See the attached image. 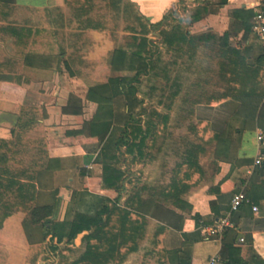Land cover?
<instances>
[{
    "label": "crops",
    "instance_id": "obj_1",
    "mask_svg": "<svg viewBox=\"0 0 264 264\" xmlns=\"http://www.w3.org/2000/svg\"><path fill=\"white\" fill-rule=\"evenodd\" d=\"M10 2L0 6L3 27L0 60L2 63L5 59L14 60L17 55L23 61L11 71L13 75L22 76L19 84L0 80L1 174L17 172L21 175L19 183L36 185L38 189L35 178L41 172L50 173L52 176L40 182L45 190L49 189V197L59 190L61 202L55 219L61 222L67 217L68 207L75 204L74 193L82 194L80 209L84 210L94 202L90 194L111 202L120 197L119 205L123 206L134 191L144 204L141 211L145 224L135 240L136 250L122 264H187L189 261L206 264L222 250L221 238H208L209 228L229 213L233 197L243 191L250 204L231 217L238 234L237 247L246 261L254 254L264 259V164L256 165V160L264 159V68H258L257 72L255 88L260 95L247 96L238 92L248 87L234 86L230 68L223 74L220 66L227 61L223 52L231 56L234 48L242 52L247 64L263 55L264 42L255 31L251 35L243 31L237 36L227 35L234 24L232 13L246 9L257 16L264 12V0H227L224 6H221L222 0H185L183 3L180 0H129L150 24L165 26L176 15L185 14L181 19L191 36L215 39L196 45L192 57L195 66L191 69L181 66V59L186 56L177 59L179 69L174 75L169 67L171 77L180 78L181 93L175 101H170V85L166 84L167 101L163 107L167 110H163V116H168L167 124L155 141L150 144L151 139L148 140L150 146L143 162L134 163L133 157L125 154V148L118 154L117 166L126 173L121 191L104 187L102 166L95 163L100 145L94 146L91 144L94 139L80 136L83 123L94 119L98 106L86 102L85 94L80 96L83 103L88 104L84 114L63 113L69 93L75 92L72 89L76 87H71L66 80L65 84L60 81L74 75L78 78L74 82L77 84L82 81L77 76L102 74L100 68H107V63H103L106 56L100 58L99 53L108 50V55L113 54L111 60L115 56V43L103 20L92 18V12L103 7L100 0H90L83 7L70 6L65 0ZM198 12L202 18L194 21ZM26 15L30 18H25ZM42 18L49 22L44 28L41 27ZM7 27H16L19 36L5 32ZM13 41L17 46L11 50ZM29 55L47 58L50 62L46 66L39 65V61L33 67L26 66L24 59ZM208 60L214 63L209 68ZM24 74L48 75L51 82L47 87L52 86L60 94L54 92L44 99L46 89H41L34 78L23 77ZM233 90L237 93H232ZM224 94V99L218 101ZM39 97L43 101L35 100ZM173 110L178 111L176 116ZM148 119L156 122L149 116L143 120ZM205 123L214 124L218 130L210 128L204 137L191 131V124ZM189 126L190 131L187 130ZM70 131H73L72 136ZM26 156L30 158L26 160ZM90 156L94 159L89 164L86 158ZM127 156L130 157L126 159ZM189 156L194 162V173L188 181L181 182L177 171ZM176 182L180 187L169 193ZM188 186L190 188L186 189ZM38 192L37 203L44 205L40 204V189ZM252 205L257 206L258 213L253 212ZM74 217L75 214L68 216L69 220ZM26 218L27 213L18 210L4 221L0 230V264H35L36 259L29 257L42 244L29 243L24 227ZM29 233L34 237L38 235L33 227L29 228ZM89 234L83 233L71 245L55 244L54 247L65 246L71 250L66 257L72 260L86 251L83 238ZM249 236L253 240L251 249L240 244L241 238ZM43 244L51 246L49 240Z\"/></svg>",
    "mask_w": 264,
    "mask_h": 264
},
{
    "label": "trees",
    "instance_id": "obj_2",
    "mask_svg": "<svg viewBox=\"0 0 264 264\" xmlns=\"http://www.w3.org/2000/svg\"><path fill=\"white\" fill-rule=\"evenodd\" d=\"M10 1L0 0V6L11 3ZM89 1L65 0V3L70 6L83 7ZM184 1L180 0L181 3ZM226 3L227 0H222L221 6L226 5ZM128 7L130 10L136 9L130 3ZM1 14L2 9L0 7ZM133 15H135L134 21L139 25L140 31L129 30L130 36L126 37L124 47L133 48V50L127 57V61L123 66L112 67L116 63H120L122 55L127 54L120 48L111 61L112 77L107 83L90 88L86 97L88 102L99 107V112H97L92 122L95 123L92 126L94 129L92 133H95L94 135L99 138L100 145L95 163L102 166L104 187L114 191L122 190L121 184L126 177V173L117 166L120 159L118 154L125 148V153L133 157L134 163L143 162L150 144L158 138L167 124L168 116H163L157 111L148 114V111L143 108L144 100L140 98V88L143 79L155 78L164 80L170 85L168 99L172 102L175 101L181 93L182 84L179 76L171 77L169 67L171 65L177 66V59L186 55L189 57V62L193 61V51L196 45L202 41L215 39V37L211 36L193 37L180 24L174 26L171 30L163 29L162 23L154 25L149 23V26L140 14L133 13ZM255 17L254 12L246 9L232 13L234 24L230 26L227 37L229 35L237 36L242 31L245 35H251L254 31L253 20ZM201 18V13L198 12L193 17V20L198 21ZM4 31L11 33V35L19 36L17 28L7 27ZM151 31H159L160 44L167 55L174 57L175 61H172L171 65L161 66L163 65L162 54H156L148 40ZM262 50L263 55L255 62H250V64H247L242 52L235 48L232 50L231 56H227L226 51L223 52V58L227 59V61H223L220 64L222 73L225 74L226 69L230 68L231 73H233L232 82L234 86L243 85V87H248V89L244 88L245 91L242 90L238 93L247 96L260 95L255 86H257L258 68H264V47ZM24 62L26 66L33 67L34 63L46 66L50 61L47 58L29 55L26 56ZM17 65L18 62L14 60L0 62V80L19 84L22 76L11 74L12 68ZM241 76H243V79H241ZM262 83L264 84V81ZM232 93H237V91L233 90ZM225 95L218 97L217 100H223ZM35 100L37 102L43 101L42 97ZM103 107H110V109L108 112H104ZM168 108L169 110L172 109V107ZM69 109L67 106L63 109V113L73 116L81 115L80 109ZM148 115L151 119H156V122L149 121V119L144 122V117ZM210 128L213 131L218 130L214 124L210 126L205 123L198 126L193 125L191 131L199 137L203 136ZM107 134L110 135L107 136ZM149 139L151 140L148 145ZM216 139H219V137ZM191 159L192 157L189 156L180 170L177 171L178 179L181 182L184 180L188 181L193 176L194 162ZM20 176L17 172L6 171L3 174L0 172V230L7 217L18 210H22L27 213L24 227L27 239L31 245L43 244L49 240L51 249L57 251L58 248L54 247L55 244L71 245L83 233H90L83 238L84 243L87 244L86 251L83 254L70 260L66 257V254H71V250L64 249V251H61L63 260L58 264H110L112 262L122 264L127 256L136 250L135 240L140 236V232L143 231L145 219L142 215L144 213L141 211L144 204L134 191L123 206L119 205L120 197L114 202L105 198H95L94 202L89 204L84 210L80 209L83 201L82 194L74 193L73 203L75 204L74 206L71 204L68 207L67 217L61 222L55 219L61 202V199L58 198L59 190L52 193V201L49 203L44 205L37 203L38 189L43 188L40 181L44 177L52 175L48 172L38 174L37 178H35L38 183V189L36 185L19 183L18 178ZM179 187L176 182L174 186L169 188V193L178 190ZM189 188V186L186 187V189ZM109 203H112V205L110 206ZM70 214H75L72 220L68 218ZM103 217H105V220ZM200 223L201 219H199ZM30 227H33L38 232L37 236L34 237L29 233ZM185 238L188 239L187 236ZM244 240V245L251 249L253 246L252 236L245 237ZM237 242L238 234L236 229H226L221 236L222 250L220 257L223 264H264V259L256 254L251 257L250 261L242 259V250L237 247ZM187 264H191V261Z\"/></svg>",
    "mask_w": 264,
    "mask_h": 264
},
{
    "label": "rangeland",
    "instance_id": "obj_3",
    "mask_svg": "<svg viewBox=\"0 0 264 264\" xmlns=\"http://www.w3.org/2000/svg\"><path fill=\"white\" fill-rule=\"evenodd\" d=\"M99 3H101V6H103V7H101L98 11H93L92 12V18L95 19L96 17H99L100 19L103 20V23L105 24V29L108 30V33L112 36V39L114 40L115 49H116L115 53H118L120 48H122V50H124L127 53V54L122 55V57L120 59L121 60L120 63H116L112 67L123 66L125 64V62L127 61V57L130 55V52L133 50V48L130 49V48L124 47L125 43H126V37L130 36L129 30L135 29V30H137V32L140 31L139 25L137 24V22L134 21L135 15H133V13H136V14H140V13H139V11H137V9L130 10L129 7L127 8L128 4H129V0H100ZM184 15L185 14H180L179 16L176 15L175 17L172 18L170 23H166L165 26H163L162 28L167 29V30H171L174 26H177L180 24L181 26H183L185 29L188 30L187 25L183 24L184 19H181V16H184ZM24 17L30 18L29 15H26ZM42 19L44 22L41 21V27L44 28L46 25L49 24V22H46L44 20V18H42ZM146 23L149 25V22L146 21ZM1 29H2V26L0 25V36H1ZM148 40L150 41V46H152L154 48L153 50L156 52V54H159V53L162 54L163 65H161V66L164 67L167 65H171L172 60H174V57L169 58L167 56V54L164 55L165 54L164 48L160 44L159 31L158 32H152L151 31V34L148 36ZM1 43L2 42L0 40V47H1ZM13 46H17V43H15L14 41H13V43L12 42L10 43L11 50H13L12 49ZM25 49L28 50L29 48L27 47ZM112 55H113L112 53L108 55V50L105 51L104 53H101V52L99 53L100 58L102 56H106L103 63H105V64L107 63V68H105V69L100 68V71L102 74H99V75L87 74V75H83V76H77V77H80L82 80L81 82H79L77 84L74 82H75V80H78V78H74V77H76L74 75H71L68 77L65 76L67 78L66 79L63 78L62 81H60V82H63L65 84L66 83L65 80H66L67 84L70 85V83H71V87L72 86L76 87V88L72 89V90H75V92L70 91V93H69V96L67 99L68 108H70L71 110H73L72 108L78 109V110L80 109L81 113L85 109L88 110V104L86 103L88 101H87L86 97H87V93H88L89 89L96 86V85H100V83L107 82L109 80V78L112 77V75H113V72L111 70L112 69V67H111V61H112L111 56ZM188 60H189L188 55H186V58L181 59V63H182L181 66L184 68H187V69L188 68L191 69L195 65L193 64V61L189 62ZM1 61L2 60H0V62ZM4 61H6V59ZM14 61L20 62V61H23V59L17 58V55H16ZM206 62H207L208 68L210 66L214 65L213 61H212V64L210 63V60H208ZM170 67L172 68V71H173L172 74L173 75L179 69L178 66L171 65ZM23 77L34 78V80L37 81V83H39L41 85V89H43V88L46 89V91L44 90V92H45L44 99L47 98V96H49L50 94H52V93L54 94V92L55 93L57 92L58 95L60 94V91L59 90L57 91L56 89L54 90L52 88V86L47 87L48 82H51V77H49L48 75L41 74L38 76H34V75L24 74ZM185 77H187V75H185ZM166 84L167 83H165V81L162 79H155V78H144L143 79L142 85L140 88V90H141L140 91V97L144 100V107L143 108H145L148 111V114H150L153 111H157L158 113L163 115V110H167V108L163 107V103H165V101H167V99H166V96H167ZM85 94H86V97H85L86 102L84 104L83 98H81L80 96L81 95L84 96ZM80 101H81V103H80ZM88 103H90V102H88ZM97 108H98L97 112H99V107H97ZM103 108H104L103 109L104 112L105 111L108 112L110 109V107H103ZM87 112L89 114V111H87ZM177 112L178 111L173 110V112H172L173 116H176L178 114ZM83 114H84V112H83ZM164 114H166V112ZM96 115H97V113H96ZM96 115H95V117H96ZM148 116H146V118ZM93 120L94 119L89 120L87 122H84L82 125V130L79 132H81L80 136L82 135V136H85L86 138L94 139L95 141L91 140L92 141L91 144H94V146H97L99 144V138L94 135L95 133L94 134L92 133L94 130L92 128V126L95 124V123H92ZM175 123H176V120H175ZM191 126H193V124H191ZM191 126H189L187 128V130H189ZM72 132L73 131L68 132V133H70V136H72ZM78 133H76V134L79 135ZM108 135H110V134H107V136ZM129 157L130 156H127L125 158L128 159ZM26 158H27L26 160H28L30 158V156H26ZM93 159H94V157L90 156L89 158H86V161H88L90 164V163H92ZM122 163H125V161ZM46 189H48V188H46ZM48 190H45V188L40 189V194H41L40 204H45V203H49L50 201H52L51 197H49V195H48V192H49ZM95 196L90 194V197H89L90 200L97 197V196L96 197ZM97 198H99V197H97ZM62 201H63V203H65L66 199L63 198ZM64 249H65V246L60 247V249H57V251H54L51 249V246H49V244H42L38 248L34 249V251L31 253L29 259L30 258L36 259L35 264H51L54 261L60 262L61 260H63V256L61 255V251H64Z\"/></svg>",
    "mask_w": 264,
    "mask_h": 264
},
{
    "label": "built area",
    "instance_id": "obj_4",
    "mask_svg": "<svg viewBox=\"0 0 264 264\" xmlns=\"http://www.w3.org/2000/svg\"><path fill=\"white\" fill-rule=\"evenodd\" d=\"M254 31L264 42V12H259L254 19ZM264 164V159L259 158L256 160V165L260 166ZM250 204V201L245 192H239L236 194L231 202L230 211L224 217H222L214 226L209 228L210 236L221 238L222 234L226 229H233L234 225L231 221V217L234 213H237L244 205ZM252 210L254 213H258V208L256 205H252ZM244 238H241L240 244H244ZM206 264H223L220 254L212 256Z\"/></svg>",
    "mask_w": 264,
    "mask_h": 264
}]
</instances>
